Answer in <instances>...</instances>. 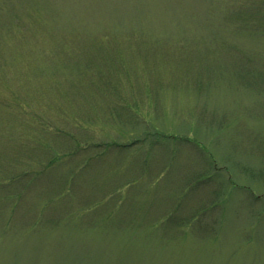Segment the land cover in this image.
I'll return each instance as SVG.
<instances>
[{
	"label": "rangeland",
	"instance_id": "obj_1",
	"mask_svg": "<svg viewBox=\"0 0 264 264\" xmlns=\"http://www.w3.org/2000/svg\"><path fill=\"white\" fill-rule=\"evenodd\" d=\"M0 264H264V0H0Z\"/></svg>",
	"mask_w": 264,
	"mask_h": 264
},
{
	"label": "trees",
	"instance_id": "obj_2",
	"mask_svg": "<svg viewBox=\"0 0 264 264\" xmlns=\"http://www.w3.org/2000/svg\"><path fill=\"white\" fill-rule=\"evenodd\" d=\"M37 118V120L38 121H32V122H35L36 124H38L39 123V126H41L42 124H44L43 122H45V123H48L46 120H44L43 119V121H40V118H38V117H36ZM48 127V126H47ZM51 156H54V155H51ZM53 162V160H50L48 163H46L45 165H44V167L45 166H47L48 164H50V163H52ZM88 162H84V165H86ZM18 194H24V192L22 193V192H19ZM70 194V193H69ZM119 206V205H118Z\"/></svg>",
	"mask_w": 264,
	"mask_h": 264
}]
</instances>
